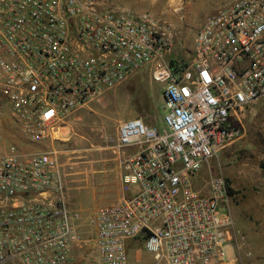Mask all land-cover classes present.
Segmentation results:
<instances>
[{
    "label": "built area",
    "instance_id": "obj_1",
    "mask_svg": "<svg viewBox=\"0 0 264 264\" xmlns=\"http://www.w3.org/2000/svg\"><path fill=\"white\" fill-rule=\"evenodd\" d=\"M172 30L101 0H0V101L24 141L46 145L0 155V264H129L139 242L152 264H237L225 178L210 177L207 194L191 180L264 99V0L207 16L185 67L170 63ZM142 70L162 85L163 126L120 123L128 195L97 206L85 231L65 187L77 163L58 149L67 118Z\"/></svg>",
    "mask_w": 264,
    "mask_h": 264
},
{
    "label": "rangeland",
    "instance_id": "obj_2",
    "mask_svg": "<svg viewBox=\"0 0 264 264\" xmlns=\"http://www.w3.org/2000/svg\"><path fill=\"white\" fill-rule=\"evenodd\" d=\"M143 1H153L156 12L151 14L173 28L170 59L188 64L204 19L235 0ZM101 2L109 10L130 6L128 0ZM161 87L151 80L147 70H142L67 118L66 141L58 149L64 153L62 160L71 158L77 163L65 187L72 207L81 211L83 230L91 231L85 220L100 205L94 201L92 190L99 191L104 182L113 181L110 177L118 166L113 147L120 123L139 118L148 126H163ZM238 117L233 140L191 181L195 190L207 194L210 177L225 178L228 211L240 246L237 264H264V99ZM16 145L22 153L40 152L46 147L24 141L10 118L8 105L0 101V155ZM141 247L140 242L128 245L129 264H152L151 255Z\"/></svg>",
    "mask_w": 264,
    "mask_h": 264
},
{
    "label": "crops",
    "instance_id": "obj_3",
    "mask_svg": "<svg viewBox=\"0 0 264 264\" xmlns=\"http://www.w3.org/2000/svg\"><path fill=\"white\" fill-rule=\"evenodd\" d=\"M129 2L127 4H130L128 7H122V9H125L127 11H131L136 14L141 13H147L152 16H154L151 13H155V3L153 1H143V0H135L132 2L131 0H128ZM159 12V11H158ZM157 12V13H158ZM156 17V16H154ZM117 168L119 171H117ZM114 176L110 177L113 179V181L110 182H104L102 189H99V191L92 190L94 201L99 204H111L120 201L123 196H127L128 194H123L120 186V176H121V170L117 166L114 169Z\"/></svg>",
    "mask_w": 264,
    "mask_h": 264
},
{
    "label": "trees",
    "instance_id": "obj_4",
    "mask_svg": "<svg viewBox=\"0 0 264 264\" xmlns=\"http://www.w3.org/2000/svg\"><path fill=\"white\" fill-rule=\"evenodd\" d=\"M180 62H181L180 64H182L183 67H185V66L187 65V64L184 63L183 61H180ZM170 63H172V64H176L177 61H175V60H171Z\"/></svg>",
    "mask_w": 264,
    "mask_h": 264
}]
</instances>
